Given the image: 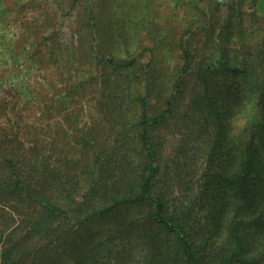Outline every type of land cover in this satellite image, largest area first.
<instances>
[{
    "label": "trees",
    "instance_id": "trees-1",
    "mask_svg": "<svg viewBox=\"0 0 264 264\" xmlns=\"http://www.w3.org/2000/svg\"><path fill=\"white\" fill-rule=\"evenodd\" d=\"M152 1H68V45L97 59L120 101L109 125L128 156L112 191L95 186L103 155L86 163L91 195L76 205L75 183L50 184L41 158L18 160L0 130V203L9 207L0 209V264H264V0H193L189 22L182 11L157 20ZM183 105L186 134L210 141L193 197L176 207L171 191L155 188L152 132Z\"/></svg>",
    "mask_w": 264,
    "mask_h": 264
},
{
    "label": "rangeland",
    "instance_id": "rangeland-1",
    "mask_svg": "<svg viewBox=\"0 0 264 264\" xmlns=\"http://www.w3.org/2000/svg\"><path fill=\"white\" fill-rule=\"evenodd\" d=\"M68 1L0 0V130H9L5 148L14 151L18 160L41 158V171L48 174L50 184H56L59 176L75 183V204L80 205L86 191L91 195L87 190L89 175L83 172L86 163L92 168L95 155H103L106 173L95 186L103 192L112 191L120 184L114 168L119 160L124 162L128 152L119 129L113 123L110 128V111L120 101L110 99L97 59L81 58L69 47ZM191 2L154 0L152 4L161 22L180 11L184 12L182 19L189 22L195 18L191 12L185 14ZM103 23L104 30L108 23ZM104 39L102 36L101 44ZM73 41L71 48L77 50L78 37ZM194 44L199 50L200 44L196 40ZM80 46L85 52L84 39ZM183 106L174 118L177 120L171 119L152 132L162 171L155 188L171 191L176 207L193 197L192 190L206 168L210 141L204 131L186 134L182 113L189 105ZM244 121L234 122L236 130ZM184 135L189 138L184 140ZM1 208L9 211L2 203ZM199 208L195 206L194 215L203 225L206 216Z\"/></svg>",
    "mask_w": 264,
    "mask_h": 264
}]
</instances>
